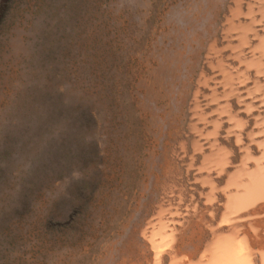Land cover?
I'll return each mask as SVG.
<instances>
[{
    "label": "bare ground",
    "instance_id": "obj_1",
    "mask_svg": "<svg viewBox=\"0 0 264 264\" xmlns=\"http://www.w3.org/2000/svg\"><path fill=\"white\" fill-rule=\"evenodd\" d=\"M167 1L129 68L140 150L86 263L264 264V0Z\"/></svg>",
    "mask_w": 264,
    "mask_h": 264
},
{
    "label": "rangeland",
    "instance_id": "obj_2",
    "mask_svg": "<svg viewBox=\"0 0 264 264\" xmlns=\"http://www.w3.org/2000/svg\"><path fill=\"white\" fill-rule=\"evenodd\" d=\"M160 1L0 0V264H87L109 230L141 145L129 68Z\"/></svg>",
    "mask_w": 264,
    "mask_h": 264
}]
</instances>
